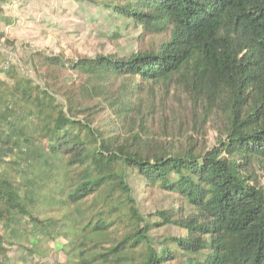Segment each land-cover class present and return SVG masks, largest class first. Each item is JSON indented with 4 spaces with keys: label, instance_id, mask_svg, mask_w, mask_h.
I'll list each match as a JSON object with an SVG mask.
<instances>
[{
    "label": "trees",
    "instance_id": "1",
    "mask_svg": "<svg viewBox=\"0 0 264 264\" xmlns=\"http://www.w3.org/2000/svg\"><path fill=\"white\" fill-rule=\"evenodd\" d=\"M72 1L112 49L0 52V264H264V0Z\"/></svg>",
    "mask_w": 264,
    "mask_h": 264
},
{
    "label": "rangeland",
    "instance_id": "2",
    "mask_svg": "<svg viewBox=\"0 0 264 264\" xmlns=\"http://www.w3.org/2000/svg\"><path fill=\"white\" fill-rule=\"evenodd\" d=\"M14 2L10 17L17 19L14 28H7L10 38H15L17 49L2 45L0 52L5 61L20 67L23 75L34 76L27 61V51L46 49L55 53L63 52L65 57L79 55L93 56L98 52L110 50L100 36L102 31L111 27L104 21L105 11L92 5L72 0H11ZM10 9V7H9ZM125 43L122 42V45ZM106 45V48H105ZM133 48H136L134 43ZM216 132H208L209 143L215 142ZM154 198L157 207H168L175 203L173 196L158 193ZM154 200L147 206L152 210ZM171 230L163 229L161 234Z\"/></svg>",
    "mask_w": 264,
    "mask_h": 264
}]
</instances>
